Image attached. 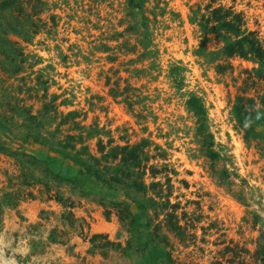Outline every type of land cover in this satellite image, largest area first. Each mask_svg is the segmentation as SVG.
<instances>
[{
  "label": "rangeland",
  "instance_id": "obj_1",
  "mask_svg": "<svg viewBox=\"0 0 264 264\" xmlns=\"http://www.w3.org/2000/svg\"><path fill=\"white\" fill-rule=\"evenodd\" d=\"M218 6L264 43V0H0V264H264V120L233 113L259 63ZM143 140L146 188L110 181Z\"/></svg>",
  "mask_w": 264,
  "mask_h": 264
},
{
  "label": "trees",
  "instance_id": "obj_2",
  "mask_svg": "<svg viewBox=\"0 0 264 264\" xmlns=\"http://www.w3.org/2000/svg\"><path fill=\"white\" fill-rule=\"evenodd\" d=\"M204 29L207 33H217L220 38L224 39L227 43L224 47V55L227 58L240 56L246 59H252L259 63V66L252 68H243L241 74L238 77L240 84L237 87L238 91L233 102V113L237 118L240 126L245 129L250 135L254 131V123L264 120V43L256 38L252 31H248L245 28V21L241 13H236L233 6L224 7L218 6L212 10V14L209 16H203ZM233 69L234 66L229 64H219L218 71L225 73L228 69ZM237 81V78L234 79ZM200 118V131L205 132L206 125V112L201 102L194 98L190 103ZM208 136V135H207ZM212 137V134H209ZM148 145L147 140H143L141 143L130 146H118L113 150V153L108 154L113 158L122 157L123 166L112 167L107 166L105 170L110 175V181L119 182L123 180L119 177L122 174L124 178L132 179V186L138 189L146 188L145 182L139 181L142 179L144 172L140 171L131 172L129 167L142 168L144 159L149 158L145 148ZM263 145V144H262ZM96 160V164L89 165V169H95L97 173H101L100 165L101 161ZM97 167V168H96ZM134 174V176H132ZM141 176H138L140 175ZM104 175V174H101ZM131 175V176H130Z\"/></svg>",
  "mask_w": 264,
  "mask_h": 264
}]
</instances>
